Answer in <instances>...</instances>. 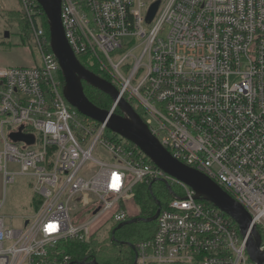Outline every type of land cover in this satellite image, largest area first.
<instances>
[{
	"label": "built area",
	"instance_id": "built-area-1",
	"mask_svg": "<svg viewBox=\"0 0 264 264\" xmlns=\"http://www.w3.org/2000/svg\"><path fill=\"white\" fill-rule=\"evenodd\" d=\"M155 1L62 0L66 37L175 158L247 210L264 250V0H161L147 23ZM19 2L40 59L0 68V172L5 188L28 176L39 204L15 227L0 199V264H71L65 245L98 239L108 224L111 240L133 216L136 185L154 180L172 192L153 237L133 244L136 264H256L229 215L67 102L45 12L37 0ZM18 132L34 142L10 138Z\"/></svg>",
	"mask_w": 264,
	"mask_h": 264
},
{
	"label": "water",
	"instance_id": "water-1",
	"mask_svg": "<svg viewBox=\"0 0 264 264\" xmlns=\"http://www.w3.org/2000/svg\"><path fill=\"white\" fill-rule=\"evenodd\" d=\"M42 6L49 27L50 45L56 56L64 78L63 94L67 102L81 114L101 123L138 146L149 159L172 177L187 184L195 191V199L212 203L221 211L229 215L239 227L242 237L246 238L247 252L253 262L264 264V250H261V235L252 226V217L247 210L223 190L215 181L201 171L175 158L151 133L148 125L129 101L120 95V91L108 80L84 66L65 33L62 22V0H37ZM161 0H156L149 8L146 21L151 23L155 17ZM9 34L6 32V37ZM89 84L108 94L119 112L107 110L94 104L85 94L84 85ZM22 130V128H21ZM10 138L19 141L34 142L32 135L21 132L12 133ZM151 182L149 189L152 190ZM165 182V181H164ZM172 192L171 186L165 182ZM158 209L153 216H137L120 223L113 231L111 240H115V232L125 225L138 222H153L158 218L161 202L157 200ZM125 244L135 249L132 243ZM137 256L133 264H136ZM84 261L83 263H85ZM93 264H99L95 259ZM71 264H74L72 262Z\"/></svg>",
	"mask_w": 264,
	"mask_h": 264
},
{
	"label": "rangeland",
	"instance_id": "rangeland-1",
	"mask_svg": "<svg viewBox=\"0 0 264 264\" xmlns=\"http://www.w3.org/2000/svg\"><path fill=\"white\" fill-rule=\"evenodd\" d=\"M21 12H22V6L19 0H0V68L8 67V66L29 67L32 66L34 63H39L40 56L35 50L32 42L31 41L26 43L24 42L22 34L26 35V30L24 27V23H22V20L20 19ZM6 32L9 34L8 37H6ZM165 35L166 34H164L163 36ZM130 43H132V38L127 37L124 39L125 45L128 46L130 45ZM133 54L134 56H139L141 54V49L139 48L135 50ZM106 133L108 137H113L115 135V133L112 132L110 129H108ZM1 148H2V142L0 137V149ZM9 168L11 170H17L18 166L14 163H11L9 164ZM29 180L30 179L28 176L21 175L17 177L16 182L14 184H9L7 186V200L3 208V214L5 215V217H7L6 219L7 224H12L15 227H21L24 223L22 219L23 216L34 215L35 208L31 202L32 191L29 188V184L31 183ZM161 183L162 182H157L154 185L152 184V189L155 188L154 189L155 193L161 192L162 194L163 191H161V189L164 188V191L166 190L165 186H163ZM150 184H148V186ZM172 188H174L173 190H175L177 193H182L180 186L175 185L172 186ZM168 195L169 193L167 195L164 194L162 196L161 200L163 204L167 203L170 200V195L169 196ZM158 196L160 198V195ZM134 201H135V197H134ZM129 209L135 210V207L133 205H130ZM137 214L139 215L140 212H138ZM105 219L106 217H103L100 222H103ZM109 226L110 224L104 226L99 231L98 233L99 241L93 240L94 245L95 243L98 244L103 243L104 245L109 244L108 240L111 233ZM155 230H156V224H155ZM139 242L141 241H138L136 243ZM152 264H157V263H152ZM173 264H186V263H173Z\"/></svg>",
	"mask_w": 264,
	"mask_h": 264
},
{
	"label": "trees",
	"instance_id": "trees-1",
	"mask_svg": "<svg viewBox=\"0 0 264 264\" xmlns=\"http://www.w3.org/2000/svg\"><path fill=\"white\" fill-rule=\"evenodd\" d=\"M20 19L22 20V23H24V27L26 30V35L22 34L24 42L25 43L30 42L31 31L28 22L24 18L23 12H21ZM43 26L45 27L47 33L49 34V27L45 13L43 17ZM78 58L84 66L90 68L97 74L107 78L108 75L106 73H103L98 68L89 65L88 55H78ZM61 78L62 80H64L62 74H61ZM84 90L87 97L94 104L107 110L112 109L114 102L108 94L86 83L84 85ZM115 112L120 113L118 107H116ZM137 112L139 113L140 111L138 110ZM161 184L165 186L163 183ZM154 189H152L151 192L148 184L146 183H141L136 185L135 201L140 208L139 211L140 214L138 216L141 217L153 216L158 209L156 198L157 200H160L161 203L163 204L161 200L162 196L164 194L167 195L169 193L167 188L165 191L164 188L161 189V191H163L162 194L161 192H156L157 193L156 194L154 192ZM158 195H160V198ZM155 224L156 221L153 222L142 221L135 224L126 225L122 227L120 230L116 231L115 236L116 238L117 237L118 238L115 241L108 240L109 241L108 245H104L102 242H100L102 244L95 243L94 245L93 240L99 241L98 239H92L89 242H81V243L68 242V244L65 245V252L71 256L74 262H81L84 259L91 258V259H95L99 264H133L135 259V251L133 248H131L129 245L125 243L129 242L132 244H136V242L138 241H146L151 239L156 231Z\"/></svg>",
	"mask_w": 264,
	"mask_h": 264
},
{
	"label": "crops",
	"instance_id": "crops-1",
	"mask_svg": "<svg viewBox=\"0 0 264 264\" xmlns=\"http://www.w3.org/2000/svg\"><path fill=\"white\" fill-rule=\"evenodd\" d=\"M30 181V180H29ZM31 182V181H30ZM32 183V182H31ZM29 184V188L31 189V199H32V205L34 206V208H35V210L37 209V207H38V201H39V198L34 194V192H33V190H32V184ZM14 184V183H13ZM8 186V185H7ZM6 195V197H7V187L5 188V184H4V178H3V174H2V172H0V199H2L4 196ZM37 201V202H36ZM131 205H133L134 207H135V210H131L130 209V211L133 213V216H132V218H134V217H137L138 216V212L140 211V208H139V206L137 205V203H136V201H134V204H131ZM129 207H130V205H129ZM135 215V216H134ZM24 217V216H23ZM22 217V218H23ZM119 225V224H118ZM118 225H116L115 227H114V229L118 226ZM126 226V225H125ZM124 227V226H123ZM121 229V228H120ZM120 229H118V230H120ZM115 235H116V232H115ZM117 239V238H116ZM131 247V246H130ZM132 248V247H131ZM134 263V262H133Z\"/></svg>",
	"mask_w": 264,
	"mask_h": 264
},
{
	"label": "bare ground",
	"instance_id": "bare-ground-1",
	"mask_svg": "<svg viewBox=\"0 0 264 264\" xmlns=\"http://www.w3.org/2000/svg\"><path fill=\"white\" fill-rule=\"evenodd\" d=\"M112 110V109H111Z\"/></svg>",
	"mask_w": 264,
	"mask_h": 264
},
{
	"label": "flooded vegetation",
	"instance_id": "flooded-vegetation-1",
	"mask_svg": "<svg viewBox=\"0 0 264 264\" xmlns=\"http://www.w3.org/2000/svg\"><path fill=\"white\" fill-rule=\"evenodd\" d=\"M118 238V237H117Z\"/></svg>",
	"mask_w": 264,
	"mask_h": 264
}]
</instances>
